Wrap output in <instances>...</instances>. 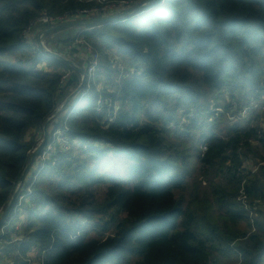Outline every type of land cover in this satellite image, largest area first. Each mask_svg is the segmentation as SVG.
Masks as SVG:
<instances>
[{
  "label": "trees",
  "instance_id": "1",
  "mask_svg": "<svg viewBox=\"0 0 264 264\" xmlns=\"http://www.w3.org/2000/svg\"><path fill=\"white\" fill-rule=\"evenodd\" d=\"M120 1L147 0L107 2ZM94 6L0 0V209L35 148L27 134L80 82L61 60L27 45L23 32L42 13L59 17ZM83 37L101 56L96 82L88 87L85 79L67 119L78 153H57L25 182L30 201L13 215L25 216L22 241L5 246L6 255H15L14 264H29L32 249L37 264H264L263 113L244 126L228 119L264 98V0H156ZM103 50L125 60V78ZM41 63L49 70H36ZM66 68L70 77L60 87ZM100 97L117 111L99 108ZM249 153L260 164L242 187L246 209L238 192ZM200 171L203 180L214 175L209 192L189 189L188 178Z\"/></svg>",
  "mask_w": 264,
  "mask_h": 264
},
{
  "label": "built area",
  "instance_id": "2",
  "mask_svg": "<svg viewBox=\"0 0 264 264\" xmlns=\"http://www.w3.org/2000/svg\"><path fill=\"white\" fill-rule=\"evenodd\" d=\"M97 2H98L97 6H94L91 9L76 11V13H72V14H64L63 16H59V17H51L47 15V13H42L41 15H39L38 18L33 20L28 25L26 30L23 32V41L33 49L41 51L42 54L47 52L52 53L50 50L44 48L45 44L43 41H44L45 31L43 32V30L45 28L49 29L56 25H61L65 23L92 21L95 19L115 16L117 14L122 13L123 11H127L134 7V3L125 2V1L108 3L106 0H97ZM98 27L99 26L90 27V28L79 27L78 28L80 30L79 34L75 39L77 44L83 45L86 51L90 55L88 66L85 69V74H86L85 79H87L88 81L87 84L88 87H90V85L96 82L97 79L96 68L100 62V56L98 55V51L96 49H94L91 45H89L84 41L83 34ZM41 28L43 29L40 30ZM35 30H38L39 34L37 36V39L33 40L32 36ZM109 60L118 73V79L125 78L128 75V70L127 68L124 67L120 58L109 57ZM36 70H41V69L38 66ZM69 77H70V72L68 70V72L62 74V77L59 82V86L64 87ZM99 81L101 83L95 86L97 91L101 90L104 87V83L102 82L103 78H100ZM108 91H110V89H108ZM83 96H84L83 91H80L78 95L72 100V102L69 104L68 108L65 111H60L61 105L63 103L62 102L57 106V109L53 112L55 113V115L51 117L50 125L48 127V137H47L46 145L42 150L41 154L35 159L33 163V165L35 166V168H37V170L42 169L45 163L48 160H51L54 156H56L57 153H66L70 151L72 147V142L68 137L67 119L71 110L73 109L72 103H74L77 99H81ZM97 105L99 108L107 107V108H112L114 112L117 111V105L115 104L112 106L111 102L107 98L100 97L99 100L97 101ZM217 110L218 109L215 108V111ZM259 110H264V106H261L256 102H252L249 105L243 107L242 110L237 115L228 114V119H230V121L233 123H240L242 126H244L250 119H252L259 112ZM114 112L106 116L104 120L105 125L108 126L113 123ZM57 118H59V121H56ZM200 150L201 153H204L207 150V146L205 144H201ZM33 170L34 167L31 166L29 170L30 176L32 175ZM30 176L25 179V182H29L31 184L33 180L32 179L30 180ZM25 182L21 186H17L16 188V192H17L15 198L16 203L13 205L12 208V216L21 212L23 203L26 202V199L31 194L30 186L27 188L26 191H24ZM242 191L243 189L241 190L240 200L242 201L244 207L247 209V205L245 203L246 197L244 196V192ZM3 211H4L3 209H0V217ZM12 216L9 217L8 215V219L0 228V264L2 257L6 256L4 249L5 246L14 243L18 244L22 241L21 233H20L21 231L19 229V222L22 221L23 217L21 215L17 219L14 218V216L13 217Z\"/></svg>",
  "mask_w": 264,
  "mask_h": 264
},
{
  "label": "rangeland",
  "instance_id": "3",
  "mask_svg": "<svg viewBox=\"0 0 264 264\" xmlns=\"http://www.w3.org/2000/svg\"><path fill=\"white\" fill-rule=\"evenodd\" d=\"M106 1H108V0H106ZM94 2L96 3V5L98 4V2H97V0H94ZM87 9H89V8H87ZM129 16H131V15H129ZM115 22V21H114ZM47 30V29H46ZM45 30V31H46ZM89 45H91L92 46V44L91 43H89ZM77 46V45H76ZM93 47V46H92ZM94 48V47H93ZM95 49V48H94ZM96 50L98 51V55L99 56H101V52H99V50L96 48ZM44 52V51H43ZM52 53H55V54H57L56 53V51L55 52H53V51H51ZM45 55H48L47 53H44ZM60 54H63L64 55V53H60ZM103 54H105V55H107V57H110V58H112V57H118V58H120L121 59V62H122V64H124L125 62V60H123V58L122 57H120L119 55H117V54H115L113 51H104L103 50ZM66 59H68V58H66ZM75 60H76V58H75ZM75 60H71V61H73L72 63H73V65L75 66L76 64V61ZM68 61H70L69 59H68ZM70 69H72L71 67H70ZM62 74L63 73H65V72H68V69L66 68V69H63L62 71ZM70 72V71H69ZM72 102V101H71ZM256 103H258V104H260L261 106H264V98H263V100L262 101H257ZM75 103H72V105H74ZM76 108V106L71 110V112L70 113H72L73 111H74V109ZM57 109V108H56ZM55 109V110H56ZM54 110V111H55ZM259 113H263L261 116H260V121H263L264 122V110H259V112H258V114ZM257 114V115H258ZM56 121H59V118H57L56 119ZM181 121L179 122V127H181ZM50 125V124H49ZM224 126V123H223V125H222V127ZM181 131V130H180ZM27 139H28V141H35L36 142V145H35V148L41 143V141H42V139H43V130H42V127L41 128H37V129H33L32 131H30L28 134H27ZM169 141V143H172V142H174V140H173V138H170V140H168ZM73 145H74V147H73V150L75 151V153L77 154L78 153V150H77V148H78V143L75 141L74 143H73ZM72 147H71V149H72ZM34 148V149H35ZM34 149H33V151L31 152V154L34 152ZM70 149V150H71ZM30 154V155H31ZM245 162H244V166H245V172H244V180H243V182H242V184H241V189H239V192H238V195L239 194H241V190H242V187L245 185V181H246V179H247V177L248 176H250V175H254L255 173H256V171H257V169H258V165L260 164V160L254 155V154H247V156L245 157ZM32 167H34V170H33V173H32V175L30 176V173L26 176V177H29L30 176V180L32 179L33 181L34 180H36V178L39 176V174H41L42 172H43V169H45L46 168V166H45V168H42V169H40V170H37V168H35V166L32 164L31 165ZM201 172V173H200ZM200 172H196V173H194L192 176H191V178H188V183H189V189L190 188H192V187H194L195 185H198L199 187H200V189L203 191V192H209L210 191V188H209V183L211 182V180H212V178H213V174L212 173H210L208 176H206L205 175V180H203V171H200ZM251 173V174H250ZM249 174V175H248ZM248 175V176H247ZM247 176V177H246ZM26 177H25V179H26ZM246 177V178H245ZM199 180H203V182L204 183H202V181L200 182V184H199ZM40 181L41 182H45L46 181V177L45 176H43V175H41L40 176ZM206 181H209V183L207 182L206 183ZM219 181H221V180H217V183L219 182ZM25 182V181H24ZM18 185H19V183H18ZM17 185V186H18ZM46 186H44V188H45ZM106 187H107V185H103V186H100V187H98L97 188V190H96V192H97V196L99 197V199H102L103 198V196H104V194H105V190H106ZM15 192H16V190H15ZM188 194H189V192L187 191L186 192V198L188 199ZM239 198H240V195L238 196ZM238 200V199H237ZM30 200H29V197L26 199V202L25 203H28ZM242 202V201H241ZM246 202H247V200H246ZM245 202V203H246ZM249 202H251L250 200H248V203ZM246 205H247V203H246ZM248 206V205H247ZM248 208V207H247ZM250 210V209H249ZM23 212V211H22ZM21 212V213H22ZM23 214V213H22ZM22 221L21 222H19V229H20V233L22 234V227L25 225L24 223H25V216H23L22 215ZM250 219H252V224H253V221L255 220V218H254V216L252 215V213L250 214ZM254 227H253V225L251 226V230L249 231V234H251V233H253L254 232ZM28 261H29V264H37L38 262H40L39 261V258H38V250H36V249H32L31 250V252L29 253V255H28Z\"/></svg>",
  "mask_w": 264,
  "mask_h": 264
},
{
  "label": "water",
  "instance_id": "4",
  "mask_svg": "<svg viewBox=\"0 0 264 264\" xmlns=\"http://www.w3.org/2000/svg\"><path fill=\"white\" fill-rule=\"evenodd\" d=\"M156 0H147V2H145L144 4L139 5L138 7L135 8H131L127 11H124L118 15L115 16H110V17H106V18H100V19H95L92 20L91 22L88 23H65V24H61V25H56L54 27H51L49 29H47L44 32V36H47L49 34H52L54 32L60 31L62 29H66V28H70V27H96L99 25H104V24H109V23H113L114 21L123 19L129 15H131L132 13L138 12L140 9H142L144 6H146L147 4H150L152 2H154ZM48 55H51L59 60H61L64 64H66L67 66L71 67L73 70H75L76 72H78L82 78H81V82L79 84V86L77 87V89L70 94L62 103L60 111H65L69 104L71 103V101L78 95V93L80 91H82L83 89V84L85 81V70L84 69H79L78 67L74 66L73 63L71 61H68V59L55 54V53H49L47 52ZM55 113H53L52 115H50L48 117V119L44 122L43 126H42V130H43V139L41 141V143L35 148L34 152L30 155L29 157V161L25 167V169L22 172V175L19 179V185L21 186L24 181H25V177L28 175L29 170L31 165L34 163L35 159L41 154L42 150L44 149L46 142H47V137H48V127L51 121V117L54 116ZM17 192H14L13 196L11 197V200L9 202V204L5 207L1 217H0V228L3 226V224L5 223V221L8 219V215L10 213V210L13 206V203L15 201Z\"/></svg>",
  "mask_w": 264,
  "mask_h": 264
},
{
  "label": "crops",
  "instance_id": "5",
  "mask_svg": "<svg viewBox=\"0 0 264 264\" xmlns=\"http://www.w3.org/2000/svg\"><path fill=\"white\" fill-rule=\"evenodd\" d=\"M145 2H147V1H145ZM145 2L141 1V3H139L138 5H134L133 8L138 7L141 4H144ZM135 13H132V14H135ZM88 22H91V21L75 22V23H88ZM78 28L79 27H76V26L75 27H70V28H66V29H62L60 31H57L56 33H53V34H49L47 36H44V41L43 42L45 44L44 48H46V49H48L50 51H53V52L56 51V53L58 52L57 53L58 55H60V56H62L64 58H68L70 61L71 60H75V58H76V60H75L76 61V63H75L76 65L75 66L78 67L79 69H84L85 70L86 67L88 66V63H89L88 61H89L90 55L86 51L84 46L81 45V44H77V42L75 40L77 35L79 34V31H80ZM45 30L46 29H44L43 32ZM38 34H39V31L35 30L34 34L32 36V39L36 40ZM67 38L72 40V44L71 45H66L65 43L61 42L63 40H66ZM41 50H42V48H41ZM60 53H64V55L60 54ZM71 62H73V61H71ZM38 66H39V68L41 70H45V71L49 70L45 63H41ZM67 67H69V66H67ZM78 75L80 76L79 80L81 82V75L79 73H78ZM80 82H79V84H80ZM79 84H78V86H79ZM26 178H28V177H26ZM14 256H15L14 254H11V255L8 254L6 256H3L2 259H1V264H14V261H13V257Z\"/></svg>",
  "mask_w": 264,
  "mask_h": 264
}]
</instances>
